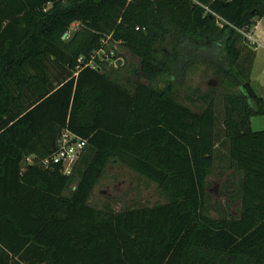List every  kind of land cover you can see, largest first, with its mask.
<instances>
[{
  "label": "trees",
  "instance_id": "trees-1",
  "mask_svg": "<svg viewBox=\"0 0 264 264\" xmlns=\"http://www.w3.org/2000/svg\"><path fill=\"white\" fill-rule=\"evenodd\" d=\"M261 18L264 0H0V264H264V130L250 127L263 99L245 36ZM104 41L139 60L135 82L106 70ZM195 65L221 87L220 129L217 97L178 99ZM65 128L86 140L69 174L40 164ZM220 137L239 207L215 218ZM111 161L165 201L90 205Z\"/></svg>",
  "mask_w": 264,
  "mask_h": 264
},
{
  "label": "rangeland",
  "instance_id": "rangeland-1",
  "mask_svg": "<svg viewBox=\"0 0 264 264\" xmlns=\"http://www.w3.org/2000/svg\"><path fill=\"white\" fill-rule=\"evenodd\" d=\"M75 27L76 24H73L69 32H72ZM101 54L108 55L104 58L108 60L106 70L112 76L130 82H135L138 79L136 71L139 60L118 43L106 42ZM111 55L116 58H110ZM246 70L245 68L244 74ZM249 77L255 93L263 99V114L252 116L250 127L252 130H264V57L256 64L252 62ZM211 79H216L212 69L204 65L193 66L187 72L182 84L178 86V99L195 110L205 106L209 99L208 96L217 97L214 100V109L216 127L220 129L223 104L222 98L218 95L221 92V87L218 80H215L214 84H210L209 80ZM204 94L206 95L205 98L201 97ZM190 97L191 99H189ZM220 139L223 141L222 137ZM226 147L224 141L218 144L215 150L214 166L207 178L206 192L208 194L209 213L215 218L225 213L236 215L239 207L238 193H235L239 174L229 167L230 162ZM164 201L165 197L153 182L115 161L107 164L89 199V203L93 207H110L114 210L152 205Z\"/></svg>",
  "mask_w": 264,
  "mask_h": 264
},
{
  "label": "built area",
  "instance_id": "built-area-1",
  "mask_svg": "<svg viewBox=\"0 0 264 264\" xmlns=\"http://www.w3.org/2000/svg\"><path fill=\"white\" fill-rule=\"evenodd\" d=\"M245 36L252 45L256 43L250 32L245 34ZM85 144V139L65 128L57 137L55 150L49 157L41 159L40 164L44 167H48L51 164L60 165L62 173L69 174L73 164L82 153ZM33 159V156H28L25 158V161L31 163Z\"/></svg>",
  "mask_w": 264,
  "mask_h": 264
},
{
  "label": "crops",
  "instance_id": "crops-1",
  "mask_svg": "<svg viewBox=\"0 0 264 264\" xmlns=\"http://www.w3.org/2000/svg\"><path fill=\"white\" fill-rule=\"evenodd\" d=\"M252 38L256 41L254 45H249L254 50L253 64L259 62L264 57V19L255 20V24L250 30Z\"/></svg>",
  "mask_w": 264,
  "mask_h": 264
},
{
  "label": "water",
  "instance_id": "water-1",
  "mask_svg": "<svg viewBox=\"0 0 264 264\" xmlns=\"http://www.w3.org/2000/svg\"><path fill=\"white\" fill-rule=\"evenodd\" d=\"M67 35V33H65L64 35H63V37H65Z\"/></svg>",
  "mask_w": 264,
  "mask_h": 264
}]
</instances>
